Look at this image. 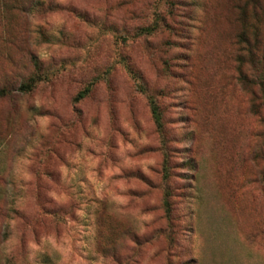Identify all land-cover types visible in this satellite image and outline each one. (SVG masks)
Here are the masks:
<instances>
[{"label": "rangeland", "instance_id": "374dc122", "mask_svg": "<svg viewBox=\"0 0 264 264\" xmlns=\"http://www.w3.org/2000/svg\"><path fill=\"white\" fill-rule=\"evenodd\" d=\"M35 62L0 99V264H264V0H0V85Z\"/></svg>", "mask_w": 264, "mask_h": 264}, {"label": "trees", "instance_id": "16d2710c", "mask_svg": "<svg viewBox=\"0 0 264 264\" xmlns=\"http://www.w3.org/2000/svg\"><path fill=\"white\" fill-rule=\"evenodd\" d=\"M245 4H247V2H245ZM246 12L244 11L241 12V18H242V31L241 33L238 35V44L242 45L244 53L247 57L248 55V59L252 62H255L253 56H254V50L257 47H263V43L262 41L259 39V33L256 27L255 23H251L250 21H248L247 17H246ZM145 30L147 32H150L152 30V28L147 27L145 28ZM248 34H251V36L253 37V40H250L248 37ZM237 42V41H236ZM261 54V52H260ZM243 57L240 55L239 61L240 63H242V59ZM37 63L35 62V69L33 68V72L32 74L27 78L26 81H21L19 84L17 85H0V99L1 98H5L7 96H11L12 93L14 92H20V93H28L31 92L35 87L37 82L40 80V70L38 66H36ZM243 73H241V77ZM260 87L262 88L263 91V102H264V84H260ZM150 106H151V114L153 117L154 122L157 125L158 131L160 133V137H161V149L163 151L164 154V161H163V165H166V162L168 160V153H167V148H165V136H164V132H163V123H162V119H161V112L158 108V106L156 105L154 99L150 100ZM166 176V175H165ZM168 197V193L166 194ZM8 204H12V201L8 202ZM7 205V201L4 202H0V212H3L4 210H6V212H15L13 207H9V208H4V206ZM165 209H166V216H170V211H169V206H168V199L166 198V205H165Z\"/></svg>", "mask_w": 264, "mask_h": 264}]
</instances>
